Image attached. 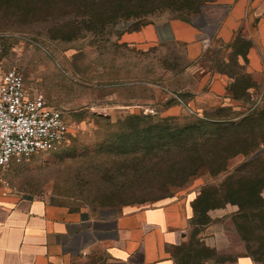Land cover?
I'll list each match as a JSON object with an SVG mask.
<instances>
[{"label":"rangeland","instance_id":"1","mask_svg":"<svg viewBox=\"0 0 264 264\" xmlns=\"http://www.w3.org/2000/svg\"><path fill=\"white\" fill-rule=\"evenodd\" d=\"M18 1L28 2L31 11L7 10L13 2H0V71L18 70L30 94H41L63 112L68 134L56 149L0 171V192L94 217L184 200L193 239L186 248L200 255L175 264H232L235 256L251 252L264 260V98H257L254 112L219 111L216 118L225 120L214 122L202 118L207 112L191 101L211 70L236 77L231 94L244 96L253 82L237 62L243 43L236 41L228 51L212 34L209 47L193 61L174 41L143 42L153 38L151 20L181 16L203 25L199 13L213 14L214 0L149 1L140 19L116 23L110 7L97 10V0L59 1L57 7L56 0H48L49 6ZM80 2L85 7L78 10ZM234 171L240 178L227 183L225 197L235 194L242 205L262 206L253 223L239 218L245 243L235 240V204L195 203L204 187H216ZM258 191L262 200H249ZM199 206L206 211L196 214ZM197 218L201 223L191 225ZM202 238H219L224 246L207 251Z\"/></svg>","mask_w":264,"mask_h":264},{"label":"crops","instance_id":"2","mask_svg":"<svg viewBox=\"0 0 264 264\" xmlns=\"http://www.w3.org/2000/svg\"><path fill=\"white\" fill-rule=\"evenodd\" d=\"M214 3L218 9L213 14L199 13L203 25L181 16L151 20L153 38L146 37L143 42L174 41L193 61L209 47L212 34L228 51L235 50L236 41L243 43L237 62L242 74L253 82L245 87L244 96L231 94L230 84L236 77L211 70L205 72L203 89L191 101L201 113L222 109L244 115L258 97L264 98V0ZM210 27L215 28L211 31ZM188 230L184 200L94 217L86 211L70 212L41 198H13L0 192V264H175V251L190 241ZM202 241L206 247L224 246L219 238L212 243L208 238ZM234 264L259 263L243 255Z\"/></svg>","mask_w":264,"mask_h":264},{"label":"built area","instance_id":"3","mask_svg":"<svg viewBox=\"0 0 264 264\" xmlns=\"http://www.w3.org/2000/svg\"><path fill=\"white\" fill-rule=\"evenodd\" d=\"M67 134L59 108L41 94H30L18 70L0 71V171L36 152L56 149Z\"/></svg>","mask_w":264,"mask_h":264},{"label":"trees","instance_id":"4","mask_svg":"<svg viewBox=\"0 0 264 264\" xmlns=\"http://www.w3.org/2000/svg\"><path fill=\"white\" fill-rule=\"evenodd\" d=\"M54 0H52L53 2ZM59 1H63V2H73V1H77L78 0H56L55 3V7H57L59 5ZM81 1V0H80ZM154 2L156 0H97V10H99V12L105 8L110 7L111 11V19H113V23L117 20L120 19H129V18H136V19H140L143 15H144V5L145 2ZM0 2H5V3H11L13 2L12 6H7L6 9H16L17 11H21V12H27V11H31L30 8V4H28V2L24 4L21 3H16L19 2L18 0H0ZM34 2L39 3V4H43V2H45L44 4H46L48 2V0H35ZM67 5H64L63 7H66V9H70L69 4L66 3ZM48 6H49V2H48ZM12 7V8H11ZM15 7V8H14ZM77 9H84L85 4L83 3H79L78 6H76ZM34 8V7H32ZM48 7H46L45 9H47ZM116 23V22H115ZM204 54V53H203ZM235 80H237L235 78ZM257 107L255 106L254 108L250 109L248 113L254 112ZM222 111L224 112L222 109L221 110H217L216 112ZM214 113H207L205 115L202 116V118L209 120V121H220V120H225V119H218L216 118V115ZM226 113V112H225ZM228 114V113H227ZM238 114V113H237ZM244 114V115H246ZM240 178V176H238V173H236L234 171V174L229 173L226 176L223 177V180L220 182L219 185H217L216 187H204L199 194L196 196L195 199V203L197 205H201L204 203V201L210 200V199H215L218 200L217 202H221L222 201V205L224 203H226V201L230 202L231 204H235L237 209L235 210V212L231 215V217H233V220L235 221L234 224V229L236 231V237L235 240H240L243 241L245 243V239H243L240 235L242 234V231L244 230L243 225H241L242 223L239 222V218H241V220L243 219V223L245 224H249V223H253L255 221V218L257 217V213L258 211H260L262 209V206L259 207V209H257V206L253 205H242L240 204L238 201L240 198H238L237 195L233 194L231 196L228 195V197L226 198V187H228L229 185H227V183H229V181L231 179L234 178ZM228 181V182H227ZM238 184H239V180H238ZM237 184V185H238ZM252 193V192H251ZM230 197V199H229ZM249 200H259L261 201V193L258 191L257 193H252L249 194L248 196ZM247 198V199H248ZM227 199V200H226ZM231 200V201H230ZM222 205L219 204V206L216 207H221ZM249 206H252L251 208ZM215 207V208H216ZM203 209L200 208V206L194 210V212L196 214H200L202 213ZM206 209L203 211L205 212ZM250 213V214H249ZM249 217V218H248ZM196 220V219H195ZM197 223H201L200 220L197 218V220L195 222H192L191 225H196ZM246 239H248V241H250L249 236H245ZM192 240L191 239V244H192ZM187 245H183V246H179L178 247V253H175V257H177V262L176 263H185L186 260H190L193 261L196 256L200 255L199 251H196L195 249H190V248H186ZM204 246V247H203ZM202 247L208 251V248L203 245ZM263 253V252H262ZM245 255V254H244ZM243 256V255H242ZM242 256H235L234 259H236V261L242 257ZM246 256L251 257L253 260H259L261 264H264V260L259 259L257 256L258 254H253L252 252L250 254H247ZM261 257V256H260ZM205 258V257H204ZM258 258V259H257ZM263 258H264V253H263ZM207 259L208 260H214V258H212L210 255H207ZM234 261V260H233ZM232 262V261H231ZM234 264V262L232 263Z\"/></svg>","mask_w":264,"mask_h":264}]
</instances>
